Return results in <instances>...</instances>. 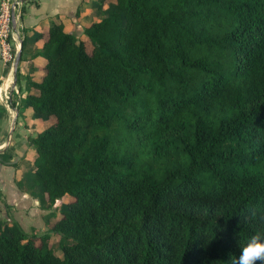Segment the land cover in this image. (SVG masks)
Returning <instances> with one entry per match:
<instances>
[{
    "label": "trees",
    "instance_id": "1",
    "mask_svg": "<svg viewBox=\"0 0 264 264\" xmlns=\"http://www.w3.org/2000/svg\"><path fill=\"white\" fill-rule=\"evenodd\" d=\"M94 6L30 54L22 105L49 122L27 135L29 178L11 163L41 206L69 195L47 226L61 253L11 220L0 264H264V0Z\"/></svg>",
    "mask_w": 264,
    "mask_h": 264
},
{
    "label": "crops",
    "instance_id": "2",
    "mask_svg": "<svg viewBox=\"0 0 264 264\" xmlns=\"http://www.w3.org/2000/svg\"><path fill=\"white\" fill-rule=\"evenodd\" d=\"M96 1L97 0H89L86 9L84 10H81L84 4V0L22 1L19 14L15 18V30L20 41L18 49H20L22 40H25L22 53L23 63L21 66L19 65L21 60L17 63L20 76L23 77V84L21 83L22 88L19 90L24 89L26 77L30 78L31 74L33 73L37 79L41 74L42 69L40 66L42 65L44 59L41 56H30V54L36 51L43 42L47 29V27L44 26L45 22L47 24L48 21H56L54 15L57 14L56 18L60 19L59 21H61V23L63 24V28L66 29V25H69V29H72L73 26L74 34L78 36L81 33L82 25L89 20L97 17L94 15V13H97L96 9L94 8ZM77 7L78 13L76 14L75 9ZM63 20H69V22L64 24ZM29 61L37 64L38 68L33 71L29 70V65L27 64V62ZM0 69L4 70L1 64V60ZM10 75L11 74H9V76H4V74H1L0 72V79H2V81L0 82V97L2 96V91L4 92L6 89H8V87V93H10L11 98L19 92L18 88L16 87L17 79L15 80L14 77V82H12V75ZM12 85L16 89V92L11 89ZM0 102H2L1 98ZM25 129L26 127L21 128L20 133L22 135L26 133L27 129ZM3 135L0 134V154L7 147L11 140L10 136L7 144L4 145L6 135L5 137H3ZM14 145V149L17 150ZM9 148L7 152L11 153ZM14 161L15 159L11 160V162L6 163L0 161V218L2 219V221L8 222L14 220L20 225L21 228L28 231H32L33 229L42 231L43 227H46L45 225L50 224L51 221L54 220L51 219L50 214L52 213V211H50L49 209L54 205L41 206L39 204L38 197L32 193V188L28 189L22 186H17L15 179L20 175V170L11 164ZM15 170L18 172V174L15 173ZM49 219H51V221H49Z\"/></svg>",
    "mask_w": 264,
    "mask_h": 264
},
{
    "label": "rangeland",
    "instance_id": "3",
    "mask_svg": "<svg viewBox=\"0 0 264 264\" xmlns=\"http://www.w3.org/2000/svg\"><path fill=\"white\" fill-rule=\"evenodd\" d=\"M89 0H84V4L81 10L86 9V6L88 4ZM101 6H107V4H102ZM108 9H105L104 12H107L109 10H112L114 8H111V6L107 7ZM86 12V11H85ZM102 12H97L94 13L95 16L101 17L102 16ZM57 14L54 15V18L56 19V21H59L60 19L56 18ZM89 20V19H88ZM86 20V21H88ZM52 21V20H51ZM51 21H48L47 24L45 22L44 26H48L50 24ZM61 22V21H60ZM67 22H69V20H63V23L66 24ZM45 27V28H46ZM66 29H69V25H66ZM45 30V29H44ZM82 30V28H81ZM72 31H73V26H72ZM87 43V42H86ZM87 47L89 46V44L87 43L86 45ZM22 59L19 63V65H22ZM27 64L29 65V70L33 71L35 69L38 68V65L33 63L32 61L27 62ZM4 70L0 69L1 74L8 75L11 74V70L10 68H8L7 65H5L3 67ZM11 76V75H10ZM22 76L17 77V85L16 87L19 89L22 88ZM33 79H36V76L32 73L31 77ZM30 78H28V81L31 80ZM2 81V79H0V82ZM22 83V84H21ZM25 85V84H24ZM25 87V86H24ZM9 90V87L7 89V91ZM6 91V90H5ZM27 91L23 89V90H19V92L17 94H15L14 97H12L10 99V101L7 100L6 105L8 107L5 106V104L3 102H0V134H4L3 137H5L10 123H11V118L13 115V108H15L19 103H21L20 105V111L17 113V116L15 118V122H14V128L11 131V146L9 148L10 150V154H11V159H23V164L25 166V168H21V172L22 175L24 174V177L30 174V172L27 171L31 170L32 166H33V162H32V152L31 150H26L27 147V135L31 134L34 135L36 129L41 128L43 125L47 124L49 122V118H44L43 117H38L36 113H34L29 105H22L23 102V94ZM26 127L27 131L24 135H22L20 133L21 128ZM25 129V130H26ZM2 132V133H1ZM20 133V134H19ZM15 143V145H14ZM25 143V144H24ZM13 145L17 148L14 149ZM27 169V170H25ZM23 170L24 173H23ZM15 173L18 174V172L15 170ZM29 178V177H28ZM23 180V179H22ZM29 180V179H28ZM24 181L27 183V180L24 179ZM31 181L29 180V183ZM22 187H25V183H23ZM32 193L35 194L37 196V193H39V189L37 186H32L31 189ZM69 195L65 194L62 195L54 204V206H52V208L50 207V211H52V213L50 214L51 219H54L55 217H57L58 215H60L61 211L65 208L66 205V201L68 199ZM51 219H49V221H51ZM8 224V221H2V219L0 218V232H4V228L5 226ZM35 226V225H33ZM43 227L42 231H37L36 229H33L32 231H28L26 229H23V231H25V233L27 235H31L33 236V240L36 242H39V238L38 235L43 234V233H47L49 236L44 238V246L45 248L50 249L52 252L60 254L61 253V249H60V239H59V234L57 232H51L50 230H47V226ZM38 227V226H37ZM65 242H70V238H65L64 239Z\"/></svg>",
    "mask_w": 264,
    "mask_h": 264
},
{
    "label": "built area",
    "instance_id": "4",
    "mask_svg": "<svg viewBox=\"0 0 264 264\" xmlns=\"http://www.w3.org/2000/svg\"><path fill=\"white\" fill-rule=\"evenodd\" d=\"M22 1L23 0H0V60L2 66L4 67L7 65L10 70L15 53L20 45L16 30L11 26V17L12 15L14 19L17 17ZM11 89L16 92L13 85ZM0 98L5 105L7 100L10 101L11 97L7 89L4 92L2 91V96Z\"/></svg>",
    "mask_w": 264,
    "mask_h": 264
},
{
    "label": "water",
    "instance_id": "5",
    "mask_svg": "<svg viewBox=\"0 0 264 264\" xmlns=\"http://www.w3.org/2000/svg\"><path fill=\"white\" fill-rule=\"evenodd\" d=\"M11 26H12L13 29L15 28V19H14L13 15L11 17ZM19 56H20V50L17 49V51L15 53V57L13 59L12 67H11L12 82H14L15 70H16V66H17L18 60H19ZM16 115H17V108L15 107V108H13V115H12V118H11V123H10L9 129H8V131L6 133V138L4 140V145H6L7 142L9 141V138H10V135H11V131L14 128V122H15Z\"/></svg>",
    "mask_w": 264,
    "mask_h": 264
}]
</instances>
